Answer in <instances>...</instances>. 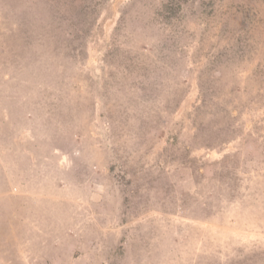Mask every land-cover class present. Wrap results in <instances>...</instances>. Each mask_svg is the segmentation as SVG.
Returning a JSON list of instances; mask_svg holds the SVG:
<instances>
[{"label": "rangeland", "instance_id": "374dc122", "mask_svg": "<svg viewBox=\"0 0 264 264\" xmlns=\"http://www.w3.org/2000/svg\"><path fill=\"white\" fill-rule=\"evenodd\" d=\"M0 264H264V0H0Z\"/></svg>", "mask_w": 264, "mask_h": 264}, {"label": "trees", "instance_id": "16d2710c", "mask_svg": "<svg viewBox=\"0 0 264 264\" xmlns=\"http://www.w3.org/2000/svg\"><path fill=\"white\" fill-rule=\"evenodd\" d=\"M72 5V4H71Z\"/></svg>", "mask_w": 264, "mask_h": 264}]
</instances>
